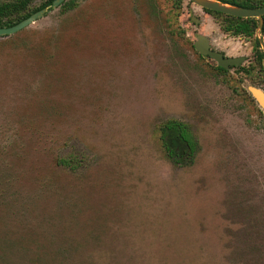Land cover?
Wrapping results in <instances>:
<instances>
[{"label": "rangeland", "instance_id": "1", "mask_svg": "<svg viewBox=\"0 0 264 264\" xmlns=\"http://www.w3.org/2000/svg\"><path fill=\"white\" fill-rule=\"evenodd\" d=\"M76 2L0 36V264H264V85L192 47L249 67L252 39L189 0Z\"/></svg>", "mask_w": 264, "mask_h": 264}, {"label": "trees", "instance_id": "2", "mask_svg": "<svg viewBox=\"0 0 264 264\" xmlns=\"http://www.w3.org/2000/svg\"><path fill=\"white\" fill-rule=\"evenodd\" d=\"M36 0H0V26L13 25L34 11L42 7H50L54 0H40L38 5H33ZM231 5L255 8L264 5V0H220ZM183 0H174V8L179 11L182 7ZM76 0H63L58 6L62 12H67L76 6ZM211 14L219 23V27L226 35L233 37H244L253 41L254 64L249 67L239 66L237 70L249 79L254 85H264V68L262 65L263 50L260 41L256 35L259 20L255 17H236L224 14L219 11L204 9ZM179 15V12H178ZM260 33L264 41V15ZM8 36V35H4ZM194 48V46H192ZM224 54V53H223ZM201 55V54H200ZM202 56V55H201ZM208 57V56H206ZM235 67V66H233ZM216 69L222 72L227 69L216 66ZM255 69L257 71H255ZM162 147L173 164L184 165L193 157L197 142L185 122L169 118L158 126ZM60 164L72 168L75 160L72 157L60 159Z\"/></svg>", "mask_w": 264, "mask_h": 264}, {"label": "water", "instance_id": "3", "mask_svg": "<svg viewBox=\"0 0 264 264\" xmlns=\"http://www.w3.org/2000/svg\"><path fill=\"white\" fill-rule=\"evenodd\" d=\"M62 1L63 0H54L49 8L42 7L13 25L0 26V36L14 34L20 31L21 29L29 26L37 19L43 17L48 10L58 7ZM189 1L200 6L202 9H211L222 12L224 14H228L236 17H242V18H248V17L257 18L259 20V26L256 35L260 34V36L257 37L260 41L263 50L262 64L264 67V41L261 37V33L259 32L263 22L262 17L264 15V5L255 8H249V7L231 5L228 3H224L220 0H189ZM193 46L199 54L203 56H208L209 58L215 60L217 66L225 69L230 68L231 65H238L241 63V61L244 60L243 57H228L225 56L222 52L211 49L208 39L202 34L197 36V39L193 42ZM249 89L264 112V91L261 89V87L256 88L250 86Z\"/></svg>", "mask_w": 264, "mask_h": 264}, {"label": "flooded vegetation", "instance_id": "4", "mask_svg": "<svg viewBox=\"0 0 264 264\" xmlns=\"http://www.w3.org/2000/svg\"><path fill=\"white\" fill-rule=\"evenodd\" d=\"M204 10V9H203ZM205 11V10H204ZM233 66H235V67H237V66H239V64L238 65H231L230 67H233Z\"/></svg>", "mask_w": 264, "mask_h": 264}]
</instances>
